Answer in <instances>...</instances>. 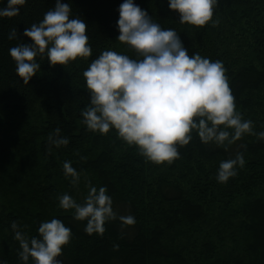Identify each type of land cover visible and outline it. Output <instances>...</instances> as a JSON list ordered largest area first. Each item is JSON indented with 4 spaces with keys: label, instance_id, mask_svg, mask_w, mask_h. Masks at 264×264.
I'll return each instance as SVG.
<instances>
[{
    "label": "trees",
    "instance_id": "1",
    "mask_svg": "<svg viewBox=\"0 0 264 264\" xmlns=\"http://www.w3.org/2000/svg\"><path fill=\"white\" fill-rule=\"evenodd\" d=\"M63 2L87 22L92 56L66 67L37 57L41 69L29 84L16 73L9 49L31 42L24 29L41 21L55 0H27L19 15L0 18V260L22 264L12 221L32 237L42 221L58 218L72 233L58 257L63 264H264V140L245 134L225 150L193 132L177 159L156 165L114 129L88 131L81 115L90 99L83 71L103 50L136 57L116 40L123 0ZM6 3L0 0V7ZM135 3L162 28L175 29L190 55L221 61L237 110L253 121L255 133L264 131V0H218V23L205 26L180 23L168 0ZM12 28L18 36L8 39ZM56 128L67 145H49ZM238 152L244 167L218 182L220 162ZM65 161L80 173L78 185L65 178ZM88 181L106 186L117 213L103 235L86 233V221L59 207L64 193L82 203ZM121 215L135 223L122 228Z\"/></svg>",
    "mask_w": 264,
    "mask_h": 264
},
{
    "label": "clouds",
    "instance_id": "2",
    "mask_svg": "<svg viewBox=\"0 0 264 264\" xmlns=\"http://www.w3.org/2000/svg\"><path fill=\"white\" fill-rule=\"evenodd\" d=\"M3 3V0H2ZM27 0H7L0 7V18L15 17ZM218 0H168V7L178 13L182 24L205 26L213 24L214 6ZM117 39L136 58L108 49L92 59L83 71L89 104L82 109V123L88 131L108 134L115 130L128 146H135L146 161L156 165L171 164L180 155L179 148L193 139L195 132L202 143L228 146L245 134L264 140V131L254 132L253 121L243 119L237 110L235 97L221 61H211L198 52L189 54L175 29H164L153 21L147 10L135 0H123L119 5ZM87 22L72 15L70 3L55 0L41 21L24 29L31 42L19 43L9 49L16 73L24 84L41 69L37 57H47L48 63L67 66L78 58L92 56L87 35ZM16 28L8 39L17 38ZM56 128L48 137L49 145H67L69 139ZM244 154L222 160L216 180L226 183L243 168ZM64 176L78 185L80 173L70 161L63 163ZM84 201L77 202L70 194L58 197L59 207L71 211L77 221H86L85 232L103 235L105 223L117 219L113 200L106 186L87 182ZM121 227L135 223L132 215L119 216ZM14 239L19 242L22 264H63L64 246L71 240V229L58 218L42 221L38 236L29 237L12 221ZM0 264H8L0 260Z\"/></svg>",
    "mask_w": 264,
    "mask_h": 264
}]
</instances>
